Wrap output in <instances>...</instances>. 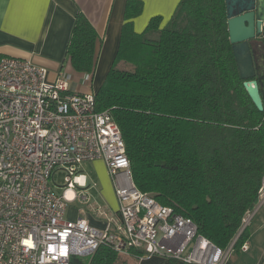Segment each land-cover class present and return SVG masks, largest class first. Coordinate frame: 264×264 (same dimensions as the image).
<instances>
[{
	"label": "trees",
	"instance_id": "obj_1",
	"mask_svg": "<svg viewBox=\"0 0 264 264\" xmlns=\"http://www.w3.org/2000/svg\"><path fill=\"white\" fill-rule=\"evenodd\" d=\"M142 9L129 0L115 61L95 89L97 109L111 110L120 127L139 190L191 218L215 246L241 249L250 235L243 219L257 207L264 177V111L244 87L226 2L182 0L165 27L157 17L137 34L130 20ZM99 45L78 15L67 49L75 72L93 78ZM121 62L133 70L117 69ZM118 260L100 247L70 264Z\"/></svg>",
	"mask_w": 264,
	"mask_h": 264
},
{
	"label": "built area",
	"instance_id": "obj_2",
	"mask_svg": "<svg viewBox=\"0 0 264 264\" xmlns=\"http://www.w3.org/2000/svg\"><path fill=\"white\" fill-rule=\"evenodd\" d=\"M73 82L64 72L50 79L31 60L0 59V264H70L76 257L91 258L100 247L183 264H225L233 245L215 246L191 218L137 188L111 110L98 111L96 92L73 90ZM98 160L112 181L117 212L90 203L86 184L79 182L86 178L77 174L82 164ZM59 171L66 175L62 193L53 185ZM77 200L105 226L67 219ZM262 206L264 177L258 205L241 231ZM241 250H248L246 242Z\"/></svg>",
	"mask_w": 264,
	"mask_h": 264
},
{
	"label": "crops",
	"instance_id": "obj_3",
	"mask_svg": "<svg viewBox=\"0 0 264 264\" xmlns=\"http://www.w3.org/2000/svg\"><path fill=\"white\" fill-rule=\"evenodd\" d=\"M138 1L143 4L142 12L130 21L134 31L142 34L157 17L162 19L161 28L165 27L182 0ZM128 2L129 0H0V56L31 60L46 68L52 80L64 72L72 74L74 81H78L82 74L72 68L67 58V49L76 19L78 15L84 14L99 35L98 63H105L104 70L108 74L120 46L123 26L127 23ZM260 41L264 44V35ZM72 88L80 92L91 90L88 88L84 91L74 84ZM86 168L104 170L100 191L106 203L101 204L117 212L118 201L105 162H89ZM79 182L81 185L86 184V193L91 198V192L98 187V183L94 182L96 187L90 186L89 180L84 177ZM79 218L97 228L105 226L104 220L95 216L89 208L87 211L81 209L74 220ZM249 233L246 241L248 250L244 252L233 249L225 264H264V206L252 218ZM137 255L133 251L126 256L127 264H183L167 258H139Z\"/></svg>",
	"mask_w": 264,
	"mask_h": 264
},
{
	"label": "water",
	"instance_id": "obj_4",
	"mask_svg": "<svg viewBox=\"0 0 264 264\" xmlns=\"http://www.w3.org/2000/svg\"><path fill=\"white\" fill-rule=\"evenodd\" d=\"M228 31L244 87L264 111V0H225ZM242 232V231H241Z\"/></svg>",
	"mask_w": 264,
	"mask_h": 264
},
{
	"label": "rangeland",
	"instance_id": "obj_5",
	"mask_svg": "<svg viewBox=\"0 0 264 264\" xmlns=\"http://www.w3.org/2000/svg\"><path fill=\"white\" fill-rule=\"evenodd\" d=\"M104 68H105V63H102V62L98 63V66H97V69L95 71L93 78L92 77L89 78V77H87L86 74H82V76L78 79V81L76 79L73 82L74 86L81 87L84 91L87 90L88 88L95 91V89L97 88L99 83L104 80V77H106L107 72H105ZM117 69L125 70V71H131V70H133V67H131L129 64L121 62L118 64ZM88 163L89 162L83 163L81 166V169L79 170V172L77 174L86 176V178L89 180L88 184L90 186H93L94 182L98 183V187L93 189L91 192L92 197L90 198V203L102 205V204H104L103 202L106 203V200L100 191L101 185H102L101 178L104 174V170H87L86 165ZM90 166H91V164H90ZM65 177H66L65 173H63L61 171H59L55 174L53 185H54V187L58 193H62L64 188H66V182L64 179ZM76 189L78 191H83V190H80L79 188H76ZM81 209L87 211L88 204H84V202H81L80 200H77L73 203H70V205L68 207V212H67L66 218L74 220L77 217V213ZM117 264H127L126 256L125 255H119V260H118Z\"/></svg>",
	"mask_w": 264,
	"mask_h": 264
},
{
	"label": "snow or ice",
	"instance_id": "obj_6",
	"mask_svg": "<svg viewBox=\"0 0 264 264\" xmlns=\"http://www.w3.org/2000/svg\"><path fill=\"white\" fill-rule=\"evenodd\" d=\"M27 243V242H26Z\"/></svg>",
	"mask_w": 264,
	"mask_h": 264
}]
</instances>
